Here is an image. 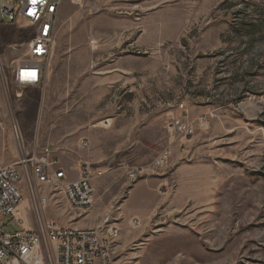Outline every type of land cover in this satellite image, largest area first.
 I'll return each mask as SVG.
<instances>
[{
	"label": "rangeland",
	"instance_id": "obj_1",
	"mask_svg": "<svg viewBox=\"0 0 264 264\" xmlns=\"http://www.w3.org/2000/svg\"><path fill=\"white\" fill-rule=\"evenodd\" d=\"M33 36L0 25V167L25 149L81 152L86 139L85 153L107 162L96 166L112 167L97 195L121 228L114 254L122 264H264V0H68L45 86L20 88L11 70ZM172 94L173 111L184 104L214 114L177 142L202 152L193 157L189 145L160 177L132 182L119 167L149 164L168 146L172 119L158 116ZM14 125L23 140H14ZM19 187L20 221L6 230H35L26 177ZM138 188L142 209L132 202ZM40 189L52 195L44 220L86 227L91 211L67 210L63 195Z\"/></svg>",
	"mask_w": 264,
	"mask_h": 264
},
{
	"label": "built area",
	"instance_id": "obj_2",
	"mask_svg": "<svg viewBox=\"0 0 264 264\" xmlns=\"http://www.w3.org/2000/svg\"><path fill=\"white\" fill-rule=\"evenodd\" d=\"M66 1L43 0V3L33 4L31 0H0V25L7 22L29 28L34 33L25 58L13 62L11 78L16 86H45L56 49L58 15ZM69 1L81 5L83 0ZM33 12L35 15H30ZM3 73L0 56V77ZM163 106L173 108V103L164 102ZM175 107L183 111L184 116L167 124L170 136L168 146L149 164L123 168L132 182L153 178L168 169L171 146L183 139L193 138L197 129H205L214 117V114L208 113L193 119L183 104ZM109 126L106 122L105 127ZM13 130L15 133L16 125ZM78 147L88 151L90 142L83 139ZM22 153L16 164L0 168V264H122L114 254L121 228L112 218L106 216L95 227L78 228L59 226L44 220L42 215L52 195L43 194L41 187L51 188L63 195L71 211L79 215L89 214L95 203V182L111 174V171L95 169L91 163L84 161L80 164V179L70 181L49 148H35L28 155L24 151ZM23 177L30 185L38 226L35 230L7 231L12 222L20 221L17 212L23 199L19 187ZM7 216L12 219L4 224L2 219Z\"/></svg>",
	"mask_w": 264,
	"mask_h": 264
},
{
	"label": "crops",
	"instance_id": "obj_3",
	"mask_svg": "<svg viewBox=\"0 0 264 264\" xmlns=\"http://www.w3.org/2000/svg\"><path fill=\"white\" fill-rule=\"evenodd\" d=\"M50 71H51V69H50ZM49 74H50V72H49ZM35 88H40V87H35ZM164 96V95H163ZM167 97V96H166ZM168 98H169V102H172L173 103V94L172 95H169L168 96ZM164 99H165V96H164ZM184 105V104H183ZM185 107L187 108V110L189 111V113H190V117L191 118H193V119H195V118H199L200 116H203V115H205L206 114V111H205V109H203V108H197V107H188V106H186L185 105ZM173 115L175 116V117H183L184 116V113H183V111H181V110H179L178 108L176 109V110H174L173 111V108H170V109H167V113H165V115L163 116V114L162 115H160V116H158L159 118L160 117H167L168 118V120H171V119H173ZM194 140V139H193ZM193 140H191V142L193 141ZM81 141V140H80ZM190 142V141H189ZM79 144V143H78ZM78 144H77V148L81 151V152H77V151H71V150H65V149H59V150H56V149H51V147L50 146H47V147H44V148H49V150L53 153V156L59 161V164H60V166L62 167V169L66 172V174H67V179L68 180H70V181H75V180H79L80 179V177H81V167H80V164L82 163V162H84V161H87L86 159H89L91 162H89V161H87V162H89V163H91L92 164V166L95 168V169H100V170H109V171H111V173H112V167H97L96 165H98L99 163H107L106 162V160H103V161H101V160H98L96 157H95V152H94V149L90 152V154H89V156L85 153V152H87L86 150H81L79 147H78ZM190 145V146H189ZM189 146V148L191 149V151L193 150V152L191 153L192 154V156L194 157V155H196L197 153H201L202 152V148H201V146L200 147H198V145H195L194 146V144H193V148H192V143H190V144H187L186 146H184V150L183 151H181V152H183L184 154H186L187 156H189V149L187 148ZM90 148H91V143H90ZM181 148V145H179L178 143H176L174 146L172 145L171 146V153H172V155H171V158H172V163H171V160H170V166H169V168L170 167H173V152H175V159H176V163H178L177 161H178V158H179V156H181V161H183L182 160V157H183V155H179V149ZM197 148V149H196ZM89 151H90V149H89ZM24 152L28 155V154H31V153H27V151H26V149L24 150ZM160 152V151H159ZM158 152V153H159ZM178 152V153H177ZM157 153V154H158ZM20 154L21 153H19V156H20ZM157 156V155H156ZM155 156V157H156ZM154 157V158H155ZM202 157V156H201ZM105 158H106V155H105ZM153 158V159H154ZM152 159V160H153ZM151 160V161H152ZM7 163V161H5L4 162V165L3 166H1V167H5V166H10V165H5ZM16 164V163H15ZM127 164V163H126ZM135 166H140V165H133V166H129V167H135ZM0 167V168H1ZM125 167H127V165H122L121 167H119V169H123V168H125ZM168 168V169H169ZM168 169H166V170H163L162 172H160V174H158V176H155V177H153V178H158V177H160L161 175H163ZM183 168L181 167V168H179V169H177L176 171H175V173H174V175L176 176V178L178 179H181V175H182V173H183V170H182ZM124 170V169H123ZM127 175V174H126ZM109 176H111V175H109ZM108 176V177H109ZM99 181V180H98ZM98 181H96L95 182V188H96V197H95V204H94V206H93V208H92V210H91V212H90V214H89V216L87 217V219H88V221L87 222H85V223H82L83 224V226H86V227H84V228H91V227H95V226H97V225H99L103 220H104V218L106 217V215L105 214H102L101 213V207H100V202H101V197L99 196V195H97V186H99V184H98ZM144 188V187H143ZM140 188H138L137 190V192H135V193H137V199H134V200H132V202L134 203V205H136V206H138V207H141V209H142V207L143 206H146L147 205V201L144 199V198H142L141 197V195L139 194L141 191L139 190ZM145 189V188H144ZM136 191V190H135ZM133 196H134V194H133ZM61 197V196H60ZM61 202L62 203H64V205H65V207L67 208V210H70L69 208H68V206H67V204H66V201H65V199H64V197H61L60 198V204H61ZM128 203V202H127ZM126 205H128V204H126ZM125 204H124V206H126ZM19 208H20V206H19ZM19 208H18V210H19ZM139 211V210H138ZM19 212V211H18ZM75 216L73 217L74 219L78 216V214H74Z\"/></svg>",
	"mask_w": 264,
	"mask_h": 264
},
{
	"label": "bare ground",
	"instance_id": "obj_4",
	"mask_svg": "<svg viewBox=\"0 0 264 264\" xmlns=\"http://www.w3.org/2000/svg\"><path fill=\"white\" fill-rule=\"evenodd\" d=\"M106 123V122H105ZM105 123L103 124L104 125V127H105ZM105 128H107V127H105ZM23 131V130H22ZM15 133H16V135H15ZM14 133V140H16V141H21V140H23V137H24V135H22V132H21V130H20V128L17 126V130H16V132ZM19 139H17V138ZM95 204V203H94Z\"/></svg>",
	"mask_w": 264,
	"mask_h": 264
},
{
	"label": "snow or ice",
	"instance_id": "obj_5",
	"mask_svg": "<svg viewBox=\"0 0 264 264\" xmlns=\"http://www.w3.org/2000/svg\"><path fill=\"white\" fill-rule=\"evenodd\" d=\"M31 2L33 3V4H37V3H43V0H31ZM30 15H35V13L33 12V13H30Z\"/></svg>",
	"mask_w": 264,
	"mask_h": 264
}]
</instances>
